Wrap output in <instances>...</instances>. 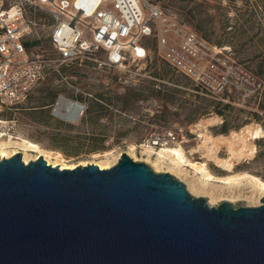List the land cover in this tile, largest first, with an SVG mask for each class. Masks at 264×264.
Listing matches in <instances>:
<instances>
[{
  "label": "rangeland",
  "instance_id": "rangeland-1",
  "mask_svg": "<svg viewBox=\"0 0 264 264\" xmlns=\"http://www.w3.org/2000/svg\"><path fill=\"white\" fill-rule=\"evenodd\" d=\"M148 1L198 31L212 45L226 48L230 64L237 66L241 75L238 77L233 70L229 89L215 96L198 90L193 81L162 59L151 37L147 39L151 52L143 62L111 67L102 62L105 54L99 51L97 59L64 66L63 75L51 71L26 102L0 106V120L4 121H0V130L6 132L3 137L26 136L51 153V160L59 154V161L69 164L106 161L112 166L125 152L156 172L174 174L191 194L206 197L210 205L223 200L259 205L264 192H253L245 179L232 184L230 194L229 186L218 178L248 172L264 180V136L247 138L249 147L255 145L256 150L233 157L232 170H226L218 161L229 158L233 149L242 148L243 140H235L233 131L257 126L264 130V0ZM39 45L40 53L45 50L56 57L47 38ZM61 97L84 106L77 122L54 114L53 108ZM224 121L227 131L221 132ZM166 131L179 135V141L172 145H182L188 159L207 164L214 178L206 179V184L217 189L222 198L219 202L211 203L209 193L191 191L188 180L205 179L191 165L183 166L187 168L184 176L167 167L154 168L156 155L149 156L142 143ZM30 153L32 157L38 154Z\"/></svg>",
  "mask_w": 264,
  "mask_h": 264
},
{
  "label": "water",
  "instance_id": "water-1",
  "mask_svg": "<svg viewBox=\"0 0 264 264\" xmlns=\"http://www.w3.org/2000/svg\"><path fill=\"white\" fill-rule=\"evenodd\" d=\"M259 205H210L123 153L108 168L0 157V264H264Z\"/></svg>",
  "mask_w": 264,
  "mask_h": 264
},
{
  "label": "built area",
  "instance_id": "built-area-1",
  "mask_svg": "<svg viewBox=\"0 0 264 264\" xmlns=\"http://www.w3.org/2000/svg\"><path fill=\"white\" fill-rule=\"evenodd\" d=\"M151 37L162 59L207 94L229 89L233 70L241 76L225 47L212 45L148 0H0V106L26 102L51 71L63 75L64 66L97 59L99 51L111 67L143 62ZM43 38L56 57L38 51ZM178 141L177 133L166 131L142 146L156 150Z\"/></svg>",
  "mask_w": 264,
  "mask_h": 264
},
{
  "label": "bare ground",
  "instance_id": "bare-ground-1",
  "mask_svg": "<svg viewBox=\"0 0 264 264\" xmlns=\"http://www.w3.org/2000/svg\"><path fill=\"white\" fill-rule=\"evenodd\" d=\"M54 114L69 120L71 122H77L80 117L83 114L84 106L81 103H78L74 100H68L64 97H61L59 101L57 102L56 106L53 108ZM4 122L3 120H0ZM6 134V132H3L0 130V157H10L13 154L17 152L22 153V158L25 162H29L30 160L36 159L39 155L43 156L46 161L56 166L58 165L60 168H74L78 164L76 163H65L64 161L60 160V155L57 154L55 156L56 160H51L50 155L47 150L43 149L37 142L29 139L26 136L23 135H12L9 134L8 137H3ZM202 135V134H201ZM232 136L236 140H243L244 144L241 149L239 150H232V155L229 158H224L219 160L218 162L226 169V170H232L234 167V162L232 160L233 157H242V155L246 151H250V153H253L256 148L255 145H252L249 147L248 139H256L261 138L264 136V130L262 127L257 126L255 128L251 127H244L242 130L236 132L233 131ZM246 136V138H244ZM147 150V153L149 156H152L155 154V158L153 159V166L156 170H159L161 167H167V170L172 171L173 173H178L181 175H187V168L183 167L185 165L189 166L191 165L196 170L200 171L202 173V176L205 177V179H202L200 181H197L195 179L188 180V186L191 189V191L200 193H209L210 194V202L217 203L222 198H219V193L217 189L213 187H208L206 184L207 180H211L214 178L213 174L208 169L207 164L204 163H198V162H192L185 154L184 148L182 145H166L162 146L160 149L154 150L153 148L145 149ZM31 151H36L38 154L34 157L31 155ZM87 164L82 163L81 165ZM100 168H108L110 167L109 162H95ZM207 179V180H206ZM222 183L227 184L228 191H230V194L233 193V189L230 187L234 183H239L243 179L246 180L247 184L251 187V190L255 193L261 194L264 192V180L261 179L259 176L250 174L248 172H242V173H236L231 174L227 176H223L218 178ZM219 198V199H218ZM233 200V199H231ZM254 202H256L254 200Z\"/></svg>",
  "mask_w": 264,
  "mask_h": 264
},
{
  "label": "trees",
  "instance_id": "trees-1",
  "mask_svg": "<svg viewBox=\"0 0 264 264\" xmlns=\"http://www.w3.org/2000/svg\"><path fill=\"white\" fill-rule=\"evenodd\" d=\"M198 32V31H197ZM199 33V32H198ZM200 34V33H199ZM201 35V34H200ZM202 36V35H201ZM203 37V36H202ZM205 39V38H204ZM63 71L66 72V67L63 68ZM152 84H156V82H153ZM196 88L199 90H201V88L199 86L196 85ZM159 92H161L162 90H158ZM99 98H102V97H99ZM217 112L221 113L222 114V110L220 108L217 107L216 109ZM227 131V123L226 121L223 122V125H222V129H221V132H226Z\"/></svg>",
  "mask_w": 264,
  "mask_h": 264
}]
</instances>
